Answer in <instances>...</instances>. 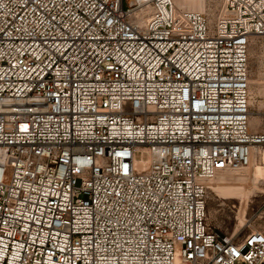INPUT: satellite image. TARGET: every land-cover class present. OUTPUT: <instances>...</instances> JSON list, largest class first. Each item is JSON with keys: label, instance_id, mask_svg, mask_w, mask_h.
<instances>
[{"label": "built area", "instance_id": "2783aa9c", "mask_svg": "<svg viewBox=\"0 0 264 264\" xmlns=\"http://www.w3.org/2000/svg\"><path fill=\"white\" fill-rule=\"evenodd\" d=\"M255 37L264 0H0V264H264L208 218L264 153Z\"/></svg>", "mask_w": 264, "mask_h": 264}, {"label": "rangeland", "instance_id": "374dc122", "mask_svg": "<svg viewBox=\"0 0 264 264\" xmlns=\"http://www.w3.org/2000/svg\"><path fill=\"white\" fill-rule=\"evenodd\" d=\"M183 8L218 14L223 8V0H178ZM250 94L253 131H264V37H257L250 46ZM252 165L246 172H233L237 182L214 187L209 185L208 218L213 226L244 236L252 226L264 223L261 204L264 201V180L252 174ZM264 167L263 164H260ZM228 173V172H227ZM247 173V174H246ZM250 175V176H248Z\"/></svg>", "mask_w": 264, "mask_h": 264}, {"label": "bare ground", "instance_id": "6f19581e", "mask_svg": "<svg viewBox=\"0 0 264 264\" xmlns=\"http://www.w3.org/2000/svg\"><path fill=\"white\" fill-rule=\"evenodd\" d=\"M175 3L179 6V7H183V5L178 1V0H174ZM191 10V9H190ZM194 11H197V10H194ZM201 12V11H200ZM257 38V37H255ZM254 41V40H253ZM251 118V116H250ZM257 163H260V164H263L264 165V153H262L261 157H260V160H256L254 159L248 166L246 167H243L241 169H235V170H231L229 171L228 173H222L220 175H218L217 177L213 178V179H210L208 181V186L209 185H213L214 187H218V186H221V185H229L232 181L234 182H237L239 179L236 178V176L232 175L231 173L233 172H240L242 170H246V172L249 170L252 169V165L254 164H257ZM260 164H258L257 166H255V168H253V171H252V174L254 176H258V177H261V179L264 180V167H262ZM247 174V173H246ZM250 176V175H248ZM238 179V180H237Z\"/></svg>", "mask_w": 264, "mask_h": 264}]
</instances>
